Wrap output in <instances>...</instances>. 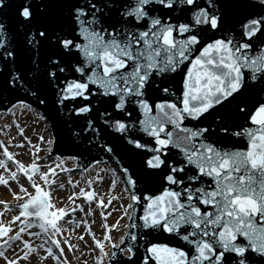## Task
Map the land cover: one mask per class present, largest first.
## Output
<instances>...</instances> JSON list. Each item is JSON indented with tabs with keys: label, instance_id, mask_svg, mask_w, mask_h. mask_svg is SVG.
Here are the masks:
<instances>
[{
	"label": "snow or ice",
	"instance_id": "obj_1",
	"mask_svg": "<svg viewBox=\"0 0 264 264\" xmlns=\"http://www.w3.org/2000/svg\"><path fill=\"white\" fill-rule=\"evenodd\" d=\"M29 99L107 160L42 167L56 138L34 144L14 122L33 159L0 142V185H18L17 214L0 223L4 264H69L65 248H78L66 224L91 237L95 264H264V0H0V105L14 116L33 110ZM75 170L84 186L69 176L75 190L58 206L56 177ZM101 173L121 195L94 187ZM116 200L126 203L112 209ZM96 210L102 238L87 219H67Z\"/></svg>",
	"mask_w": 264,
	"mask_h": 264
},
{
	"label": "rangeland",
	"instance_id": "obj_2",
	"mask_svg": "<svg viewBox=\"0 0 264 264\" xmlns=\"http://www.w3.org/2000/svg\"><path fill=\"white\" fill-rule=\"evenodd\" d=\"M16 115L17 118H14V116L6 117L2 114L3 118H1L0 121V142H4L8 145L9 151L15 155L16 160L23 162L24 164H28L33 159V157L30 154L31 148L24 142L23 138L19 135L18 129L16 128L14 122L19 123V125L25 129L24 135L29 139H31L34 144L38 143L37 141L38 136L42 135L45 137V139L50 138V136L47 127H45L42 124L39 116L31 114L29 111H24V112L18 111ZM5 125H9V127L6 128ZM21 143H25V147L23 148L16 147L17 144H21ZM41 147L43 148L45 147V145H41ZM40 155L43 157L44 153L41 152ZM0 159H5L2 156V154H0ZM56 162H57L56 160L49 157L43 158L40 161L42 167L51 166ZM6 164L10 170H15V165H13L11 162L6 161ZM65 166L70 168L73 167L72 164L70 165L65 164ZM0 174H4L5 177L7 178V173L4 172V169L0 168ZM94 175H95V171L90 169L88 173L84 174V178L86 179L87 177ZM101 175L104 176L103 182L98 185H95L94 187H96L98 191L105 193L106 199H107V193L109 191H111V195H115V196L121 195L123 186L119 182L117 183V186L115 188H112L111 186V180L115 179V177H111L110 173H101ZM69 176H71L73 180H79L80 186H84V180L81 179V175L77 176L76 174H72V172L58 173V176L56 177L57 183L54 186L53 196L57 202V205L61 207L67 204L66 198L75 190L66 183ZM19 183L27 187L29 191H32V189L26 183L24 178H20ZM61 183L65 184V187L63 189L59 187ZM3 187L6 186L0 185V200L5 201L9 207L6 210L3 205H0V223L7 224L6 222H8V219H10L11 216L17 214V209L15 208V204L17 202L13 199L11 195L12 192L18 191V185L16 182L10 181L11 191L9 192L5 190ZM77 203H84V202L82 200H78ZM121 203H126V200L114 201L113 205L111 206L112 209H117ZM86 210H87V206H86ZM98 213L99 210H96V214L91 217H85L83 213H76L75 216H72L69 219H74L76 221H79L81 219H87L89 221L92 231L96 234L97 238H102L101 232H102L103 221L101 220ZM118 217H119V212L113 211V214L108 218L107 223L112 224L118 219ZM125 220L120 221L118 230H112L111 232V235L115 242H117L119 237L123 234V232L126 231V229H124L123 227L124 225L123 223L125 222ZM93 221H95V223H93ZM65 227L71 229V231L68 232L69 235H71V237L72 236L78 237V235H85L84 241L75 239L74 243L71 242L72 244L77 246L78 250L74 249L73 251L70 252L67 250V248H65L66 257L69 261V264H95V260L97 258L98 252L94 250L91 237L87 236V234L83 232L82 227L77 228L75 224H71V225L66 224ZM24 238L30 239L33 245H37L34 239L29 238L27 236H25ZM15 243H19V242H14L13 244ZM19 249H21V246ZM40 255H43L42 251L40 252ZM8 256L9 258L10 256H14L13 250L10 254H8ZM36 257L38 258L39 256L36 255ZM0 264H4V263L0 262ZM47 264H52V262L49 260Z\"/></svg>",
	"mask_w": 264,
	"mask_h": 264
},
{
	"label": "water",
	"instance_id": "obj_3",
	"mask_svg": "<svg viewBox=\"0 0 264 264\" xmlns=\"http://www.w3.org/2000/svg\"><path fill=\"white\" fill-rule=\"evenodd\" d=\"M9 22L10 23L13 22L11 19V11H10ZM27 102L39 108L45 114L46 109L43 105H38L35 101H32L30 99ZM8 107L9 105L6 103L3 105H0V113L5 112ZM48 122L50 123L52 130H53V134L56 138V144H55L56 154L60 156L79 155V161L84 165H88L89 163H91L93 158L107 160V156L104 153L97 152L95 149H93L91 153H89L87 151H83V148H84L83 145H81L79 148L75 147L69 139L70 134L66 128L59 126V125L57 127H53L52 121L48 120ZM108 163L115 167L112 161H108Z\"/></svg>",
	"mask_w": 264,
	"mask_h": 264
},
{
	"label": "bare ground",
	"instance_id": "obj_4",
	"mask_svg": "<svg viewBox=\"0 0 264 264\" xmlns=\"http://www.w3.org/2000/svg\"><path fill=\"white\" fill-rule=\"evenodd\" d=\"M31 114H32V113H31ZM10 115H11V114H10ZM14 117L17 118V115L15 114ZM125 223H126V220H125V222H124L123 224H125ZM118 240H119V239H118ZM30 261H31L32 264H36V263H37V264H40V261H38L37 258H31Z\"/></svg>",
	"mask_w": 264,
	"mask_h": 264
}]
</instances>
